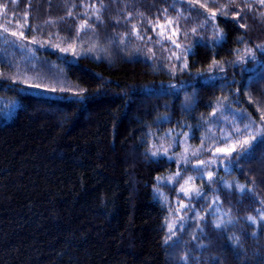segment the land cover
Wrapping results in <instances>:
<instances>
[{
  "label": "trees",
  "instance_id": "trees-1",
  "mask_svg": "<svg viewBox=\"0 0 264 264\" xmlns=\"http://www.w3.org/2000/svg\"><path fill=\"white\" fill-rule=\"evenodd\" d=\"M18 32L33 43L10 55ZM51 70L65 88L44 93ZM0 94L20 100L0 122V264H264V126L229 158L231 221L192 224L173 259L154 193L165 131L199 142L220 106L264 122V0H0Z\"/></svg>",
  "mask_w": 264,
  "mask_h": 264
},
{
  "label": "rangeland",
  "instance_id": "rangeland-1",
  "mask_svg": "<svg viewBox=\"0 0 264 264\" xmlns=\"http://www.w3.org/2000/svg\"><path fill=\"white\" fill-rule=\"evenodd\" d=\"M208 17L214 14L204 9ZM216 30V25L211 26ZM173 27H161L160 24L152 27L153 36L158 37L157 43L162 45L166 43L165 32ZM6 31L10 32L7 27ZM180 36V31L177 28ZM173 31L168 38L176 45L177 52L171 53L169 62L179 61L184 63V56L190 50V44L178 37ZM19 42L12 40L8 42V53L14 55V45L28 46V43H33L30 38H25L20 35ZM21 36V37H20ZM22 38V39H21ZM34 43L35 40H34ZM35 45L30 44L33 48ZM186 47V52L179 56L183 48ZM17 48V47H16ZM247 55V54H245ZM32 57L29 51H26L25 56L19 62L20 64L30 65L27 61ZM174 65V63H173ZM21 79L34 84L36 77L28 71H24L20 66L16 69ZM52 80L43 82V86H38L44 93L64 90L65 84L60 78V74L51 70ZM56 74V78L54 75ZM56 84H59L56 86ZM35 88V87H34ZM37 88H35V91ZM59 89V90H56ZM20 104L17 97H8L0 94V122L9 120ZM228 107L229 105L226 104ZM224 106L217 108V112L213 114L212 122L207 126L203 138L199 142L190 141L187 133L184 136L171 135V131H165L168 139L162 140L166 143L165 146H159L158 153L166 155L169 159L175 161V169L166 175L157 179L154 188L155 196L168 206L167 218V242L171 245V259L174 255L182 254L184 245V234L188 232L192 224L201 228L206 220L215 227H221L231 221L229 210H227L219 197L221 187L230 188L232 185L238 188H243V184L236 181L234 178L229 179L225 175V171L229 169L228 161L234 152L245 149L256 139L260 131L263 129L264 122L262 120H251L248 116L242 113L241 110L232 109V115L226 112ZM166 141V142H164ZM157 145H161L158 143ZM228 174V173H227ZM264 219V213L257 218L250 217V220L256 223L258 220Z\"/></svg>",
  "mask_w": 264,
  "mask_h": 264
}]
</instances>
